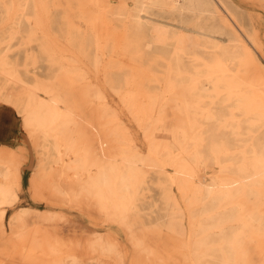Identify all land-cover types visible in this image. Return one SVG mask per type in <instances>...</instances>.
<instances>
[{"label": "bare ground", "instance_id": "1", "mask_svg": "<svg viewBox=\"0 0 264 264\" xmlns=\"http://www.w3.org/2000/svg\"><path fill=\"white\" fill-rule=\"evenodd\" d=\"M128 1L0 0V102L36 150L41 216L129 243L28 224L27 149L4 144L0 264H264L257 27L233 0Z\"/></svg>", "mask_w": 264, "mask_h": 264}, {"label": "rangeland", "instance_id": "2", "mask_svg": "<svg viewBox=\"0 0 264 264\" xmlns=\"http://www.w3.org/2000/svg\"><path fill=\"white\" fill-rule=\"evenodd\" d=\"M113 3L118 4L120 0H112ZM243 8L247 10L249 15L252 18L253 24L257 27L260 37L262 38L264 42V0H233ZM129 6H132V1L129 0ZM249 22V20L247 21ZM232 25V22H230ZM233 27L234 24L232 25ZM236 32L239 34L241 39H244L245 37L243 34L239 31L236 30ZM257 56L258 59L264 68V51L258 52L257 51ZM260 83L264 84V75L260 80ZM4 110H9L12 113V117L14 118L16 122V128H18V134H19V139L16 141L12 139L9 140V143L11 142L10 146H13L15 148L19 146H24L27 149V153L29 156V161L24 165L23 169V184H24V196H28L32 200V207L36 210V212H33L30 214L28 217V224L31 226L35 224H40V225H47L48 228L54 229L56 227L61 228V232L63 234V238L68 241H82L84 246H91V250L93 249L92 247H96L99 244V241L101 237L104 235V232L106 230H111L113 231L116 235H118L121 240L124 243H127V233L124 230L123 227H121L118 224H101V226L97 227L93 224H91L90 221H86L84 219V216L75 211V210H68L64 211V216L65 218L59 219V220H51V221H46L43 219L42 213H45L48 209H51L50 206L46 204L45 198L38 197L34 195L33 191L30 188V177L33 174L36 164L38 161V157L36 154V150L29 139L27 133L22 129V126L20 124V119L21 116L16 112V110L11 106L8 105L4 102H0V109ZM26 139V140H25ZM0 143H6L3 141V139H0ZM9 145V144H8ZM22 204L16 203L15 205H12L7 208V224L10 225V219L12 216H14L20 209ZM55 209V208H53ZM238 225V224H236ZM129 244V243H127ZM3 245V242L1 241L0 238V246ZM89 258H87V262H91L93 254L89 253ZM94 260V259H93Z\"/></svg>", "mask_w": 264, "mask_h": 264}, {"label": "crops", "instance_id": "3", "mask_svg": "<svg viewBox=\"0 0 264 264\" xmlns=\"http://www.w3.org/2000/svg\"><path fill=\"white\" fill-rule=\"evenodd\" d=\"M9 110L0 109V139L10 133L13 136L12 141L19 139L18 128ZM10 145V143H0V145Z\"/></svg>", "mask_w": 264, "mask_h": 264}]
</instances>
